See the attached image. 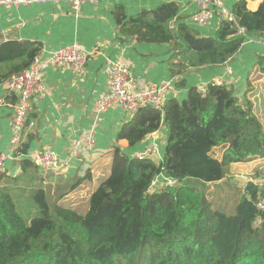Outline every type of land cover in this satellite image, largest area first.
Segmentation results:
<instances>
[{"label": "trees", "instance_id": "trees-1", "mask_svg": "<svg viewBox=\"0 0 264 264\" xmlns=\"http://www.w3.org/2000/svg\"><path fill=\"white\" fill-rule=\"evenodd\" d=\"M231 12L236 22L223 21L214 37L181 21L171 27L178 17L173 3L130 18L118 7L115 16L122 32L137 41L172 45V71L179 75L188 68L223 66L248 39L264 37V0L255 12L247 0H237ZM41 54L36 43L1 44L0 85ZM253 69L264 75V54ZM32 120L29 115L24 134ZM163 124L168 136L162 161L138 160L117 147L111 174L91 194L85 213L42 188L27 197L0 183V264H264V212L257 208L264 187L246 183L229 213L192 185L208 189L228 180L232 165L264 159V125L254 104L226 84L210 83L204 94L192 87L181 100L167 99L163 112H136L118 140L135 147ZM29 155V142L22 141L14 156L26 157L20 161L24 172L39 169ZM161 175L180 185L151 193ZM23 198L27 210L37 212L30 219L21 215Z\"/></svg>", "mask_w": 264, "mask_h": 264}, {"label": "crops", "instance_id": "crops-1", "mask_svg": "<svg viewBox=\"0 0 264 264\" xmlns=\"http://www.w3.org/2000/svg\"><path fill=\"white\" fill-rule=\"evenodd\" d=\"M222 1L224 8L229 11L237 2ZM262 1L247 0V7L255 12ZM170 3L178 7V17L171 23V27L181 21L202 36L214 37L223 23L222 15L217 10L207 26L195 24L192 17L199 7L192 0H100L86 2L78 10L66 2L54 4L46 0L19 7L0 6V45L9 41L36 43L40 45L44 57L71 45H78L92 54L83 69L66 66L43 72L42 82L47 96L43 100L34 98L30 102L29 115L33 118L34 126L27 128L23 138V141L29 142L30 155L44 150L54 151L68 161L67 168L62 171L29 169L24 172L20 165L24 157L9 159L4 178L0 181L2 185H9L27 197L32 189L42 188L48 196L57 198L60 204L84 208L91 194L111 174L113 152L117 147L133 157L146 150H155L151 158L157 162L162 161L168 136L166 124L135 147H130L126 140H118V134L124 125L133 120L134 114L118 106L101 113L97 111V101L108 88V59L128 64L137 78L139 89L163 80H173L175 89L167 95V99L181 100L187 96L190 88L195 87L200 91L206 89L208 84L220 80L233 87L242 101L250 100L256 113V101L260 93L257 88L264 93V75L254 70L253 65L257 57L264 54V37L247 41L238 55L223 66L188 68L174 75L172 67L177 59H174L172 45L139 42L124 34L116 20L115 11L118 7L123 8L127 18H130ZM16 102L15 95H7V83H2V154L11 153L13 106ZM89 136L95 139L92 149L86 145ZM222 153L223 150L218 149L216 157L220 158ZM262 161L264 159L231 166L229 179L217 185H221L219 195L226 196L223 198L226 203L236 187L240 189L244 186L243 173L249 169L251 171V166L260 165ZM261 183L264 185V182ZM76 184L79 185L73 189ZM162 188L164 181L160 176L156 178L150 192ZM82 199L80 205L79 200ZM24 200H21L22 206ZM236 200L234 198L232 203Z\"/></svg>", "mask_w": 264, "mask_h": 264}, {"label": "built area", "instance_id": "built-area-1", "mask_svg": "<svg viewBox=\"0 0 264 264\" xmlns=\"http://www.w3.org/2000/svg\"><path fill=\"white\" fill-rule=\"evenodd\" d=\"M38 0H0V6L19 7L27 5ZM54 4L69 3L78 10L80 6L86 2H98L100 0H46ZM198 7V11L193 15L192 20L199 26H207L214 13L219 10L223 21L236 22V19L231 11L224 8L222 0H192ZM239 34L244 35L245 30L239 29ZM250 39H248L249 41ZM92 54L85 51L78 45H71L51 52L49 56H37L32 65L21 73L13 75L7 81V95L17 97V102L14 104V118L12 124L11 137V153H0V174L6 171V162L9 159H15L14 152L19 148L23 141L24 131L28 123L30 110V102L34 98L39 100L45 99L47 96L46 88L42 82V73L51 68H62L73 66L77 69H83L89 57ZM106 75L108 79V88L103 92L97 101V111L99 113L118 106L125 112L135 114L136 112L146 108H156L161 112L167 101V95L175 89L173 80H163L158 83H152L145 88L139 89L138 81L133 74L131 67L120 61L107 60ZM216 85L222 86L223 82L216 81ZM205 93L206 89L200 90ZM29 126H34V122H30ZM95 144L94 136H89L86 139V145L92 149ZM156 153L155 150H146L143 153H138L135 158L143 160L151 158ZM74 155L77 156V153ZM19 158V157H17ZM21 158V157H20ZM26 158V157H24ZM33 164L42 172L62 171L69 165L68 161L63 160L56 152L44 150L36 152L28 156ZM164 181V188L176 187L180 185V181L174 178H168L161 175ZM246 183L256 184L252 178L246 179ZM257 208L264 212V202H258ZM262 221L260 220L258 224Z\"/></svg>", "mask_w": 264, "mask_h": 264}, {"label": "rangeland", "instance_id": "rangeland-1", "mask_svg": "<svg viewBox=\"0 0 264 264\" xmlns=\"http://www.w3.org/2000/svg\"><path fill=\"white\" fill-rule=\"evenodd\" d=\"M259 90V91H258ZM257 91L260 92L257 96L258 98V101H256V104H257V108H256V115H258V117L260 118V120L263 121V125H264V93L260 91L259 87L257 88ZM264 161L260 162V165H257V166H251L252 170L250 171H247L246 173H243L244 174V179H243V182L246 184V179H249V178H252L256 181L257 185L260 186L261 184V188L264 187V185H262L261 182H264ZM259 179V180H258ZM258 180V181H257ZM222 184H225V183H222ZM245 184L243 187H239L240 189H237V187L235 188V192L238 193L235 194V192L232 191V198L230 196V198L228 199V202L231 201L230 203H226L225 199L223 198H226V196H220L219 193H220V190L222 189L221 185L217 186L215 185L214 188H208V189H205L206 187L202 184H199L198 182H192V185L195 186L199 191H206V194L208 196V198L212 201L214 207H217V208H222L229 212L232 211L233 207H234V204L232 203L233 202V199L234 198H240V195H242V193L244 192L245 190ZM16 199H18V197H16ZM80 202V205H82L81 201L82 200H79ZM21 202V201H20ZM27 203H24L23 205H26ZM88 206H84L83 209V213H85V211L87 210ZM22 216L26 219H30V217H33L37 212H32L33 210H27V205H26V209L22 208ZM28 213V214H26ZM30 221V220H29Z\"/></svg>", "mask_w": 264, "mask_h": 264}]
</instances>
